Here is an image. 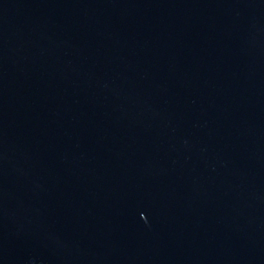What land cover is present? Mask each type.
I'll return each instance as SVG.
<instances>
[{
  "label": "water",
  "instance_id": "1",
  "mask_svg": "<svg viewBox=\"0 0 264 264\" xmlns=\"http://www.w3.org/2000/svg\"><path fill=\"white\" fill-rule=\"evenodd\" d=\"M0 264H264V0H0Z\"/></svg>",
  "mask_w": 264,
  "mask_h": 264
}]
</instances>
